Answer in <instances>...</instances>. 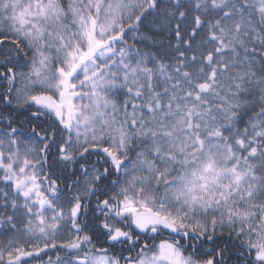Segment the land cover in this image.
Returning a JSON list of instances; mask_svg holds the SVG:
<instances>
[{
  "label": "snow or ice",
  "instance_id": "6c2138e0",
  "mask_svg": "<svg viewBox=\"0 0 264 264\" xmlns=\"http://www.w3.org/2000/svg\"><path fill=\"white\" fill-rule=\"evenodd\" d=\"M0 264H264V0H0Z\"/></svg>",
  "mask_w": 264,
  "mask_h": 264
}]
</instances>
